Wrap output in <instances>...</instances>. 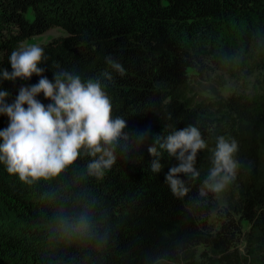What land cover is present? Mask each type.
I'll return each instance as SVG.
<instances>
[{
	"label": "trees",
	"instance_id": "obj_1",
	"mask_svg": "<svg viewBox=\"0 0 264 264\" xmlns=\"http://www.w3.org/2000/svg\"><path fill=\"white\" fill-rule=\"evenodd\" d=\"M56 26L67 34L39 45L48 79L55 65L82 80L110 71L112 82H101L125 131L166 137L192 124L208 148L198 153L201 176L182 199L165 182L178 160L161 150L163 168L151 171L152 136L102 180L87 175L86 156L61 177L32 184L0 163V264H264V76L250 85L264 71V0H0V68L11 72L10 53ZM108 55L122 63L123 76L105 63ZM210 77L240 88L197 90L194 82ZM39 79L2 87L12 102ZM8 124L0 115V130ZM221 135L238 142L241 164L223 202L199 196ZM85 202L95 235L70 239L56 218Z\"/></svg>",
	"mask_w": 264,
	"mask_h": 264
},
{
	"label": "clouds",
	"instance_id": "obj_2",
	"mask_svg": "<svg viewBox=\"0 0 264 264\" xmlns=\"http://www.w3.org/2000/svg\"><path fill=\"white\" fill-rule=\"evenodd\" d=\"M46 59L43 47L22 43L8 57L12 71L0 68V115L9 119L8 126L0 130V163L9 174L18 175L26 184L50 181L86 156L90 157L87 175L102 180L118 159H133L132 153L138 152L152 136L153 143L147 150L157 159L151 162V171L161 172V150L167 152L178 164L166 173L165 182L176 198L188 195L189 182L201 176L196 167L198 153L208 148L198 126L189 124L166 137L153 136L150 129L125 131L127 121L123 116H113L112 100L105 91L107 85L101 82L102 78L112 82L110 71L82 80L55 65L58 70L53 71L50 80L40 67ZM105 63L121 76L125 74L122 63L114 56H106ZM33 75L40 77L38 83L22 85L9 102L11 93L3 89V82L31 80ZM40 94L51 103L45 105L37 99ZM238 149L235 139L222 135L216 138L211 149L212 166L200 185L199 196H219L235 181L241 167L236 159ZM181 174L186 179L180 178ZM92 207L85 202L63 211L56 218L57 229L70 239L94 236Z\"/></svg>",
	"mask_w": 264,
	"mask_h": 264
},
{
	"label": "rangeland",
	"instance_id": "obj_3",
	"mask_svg": "<svg viewBox=\"0 0 264 264\" xmlns=\"http://www.w3.org/2000/svg\"><path fill=\"white\" fill-rule=\"evenodd\" d=\"M28 17L32 18V13L28 14ZM67 31L59 26L52 27L45 32L41 34L34 35L31 38L26 39L23 41V44H35L40 45L43 43H47L51 41L53 38L60 36V35H66ZM264 76V71L260 72L257 71L255 74L250 78V85L257 84L258 79H262ZM194 85L196 86L197 90L199 91H222L223 93H229L231 91H237L240 88V84L238 82L229 80L225 85H223V82L221 80H215L213 77L208 78V80H202L201 82H194ZM225 192V191H224ZM224 192L219 195L221 202H223Z\"/></svg>",
	"mask_w": 264,
	"mask_h": 264
}]
</instances>
